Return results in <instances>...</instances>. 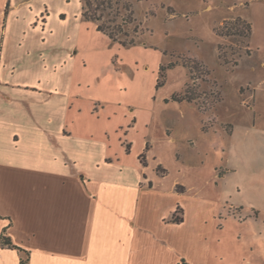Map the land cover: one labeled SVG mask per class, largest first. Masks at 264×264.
Masks as SVG:
<instances>
[{
	"label": "rangeland",
	"instance_id": "rangeland-1",
	"mask_svg": "<svg viewBox=\"0 0 264 264\" xmlns=\"http://www.w3.org/2000/svg\"><path fill=\"white\" fill-rule=\"evenodd\" d=\"M108 1L111 26L130 6L122 38L134 44L96 31L80 0H12L1 78L35 76L41 135L87 136L88 152L113 160L107 171L125 166L189 196L205 186L211 264H264V0ZM45 7L43 41L27 26Z\"/></svg>",
	"mask_w": 264,
	"mask_h": 264
},
{
	"label": "crops",
	"instance_id": "crops-1",
	"mask_svg": "<svg viewBox=\"0 0 264 264\" xmlns=\"http://www.w3.org/2000/svg\"><path fill=\"white\" fill-rule=\"evenodd\" d=\"M13 9L0 0V236L5 228L20 250L0 244V264H19L27 253L24 264H211L205 186L190 196L179 183L161 191L151 177H128L125 166L107 171L113 160L88 152L87 136L41 135L39 81L1 78ZM47 16L45 7L27 26H38L43 41L52 35ZM177 207L183 219L171 222Z\"/></svg>",
	"mask_w": 264,
	"mask_h": 264
},
{
	"label": "trees",
	"instance_id": "trees-1",
	"mask_svg": "<svg viewBox=\"0 0 264 264\" xmlns=\"http://www.w3.org/2000/svg\"><path fill=\"white\" fill-rule=\"evenodd\" d=\"M82 2V7H81V17L84 21H90L95 23V30L98 32H101L105 34L111 41L117 42L118 44L122 46H127V45H132L134 44V39L133 38H122V36H127L128 33L126 32L125 27L129 24L132 23L133 19L131 17V10L130 6L128 4H123L124 9L127 11V15L124 17L122 16L120 18V21L115 23L116 18L118 16V11L114 13L113 18L109 21L113 22L114 24L111 26L110 24H106V22L103 21L102 18H104V13H106V9L111 7L110 2L107 0H98L95 2L93 5L90 0H81ZM8 5V4H7ZM116 17V18H115ZM248 30L251 31V28L249 24L247 25ZM127 148H129L127 146ZM143 154L141 153L138 157V159L141 161L142 160ZM143 162V160H142ZM182 212V210L177 207L175 211L173 212L170 221L171 222H176L179 223L182 221L183 217L178 216V212ZM0 244L3 246H7L9 248H14V249H19L16 245H14L11 241V239L5 235V228L2 231V234L0 236ZM28 254V253H27ZM26 254V257H27ZM21 259L19 264H24L27 261V258Z\"/></svg>",
	"mask_w": 264,
	"mask_h": 264
}]
</instances>
